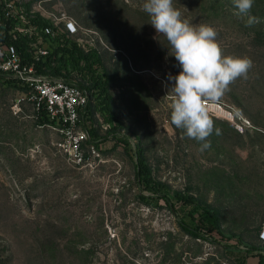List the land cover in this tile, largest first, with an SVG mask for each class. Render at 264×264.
Here are the masks:
<instances>
[{
  "label": "rangeland",
  "instance_id": "374dc122",
  "mask_svg": "<svg viewBox=\"0 0 264 264\" xmlns=\"http://www.w3.org/2000/svg\"><path fill=\"white\" fill-rule=\"evenodd\" d=\"M143 3L55 1L96 33L86 40L109 78L111 114L94 95L89 122L81 119L90 165L70 163L65 139L29 105L14 114L20 89L0 76V264H264V0L247 15L232 0H173L183 21L216 30L225 56L252 62L213 103L223 111L207 106L213 132L204 151L170 121L168 76L180 69ZM76 74L70 82L81 84ZM92 145L97 159L88 157ZM137 153L167 193L137 186ZM175 192L216 208L227 238L182 231L179 220L195 225Z\"/></svg>",
  "mask_w": 264,
  "mask_h": 264
},
{
  "label": "built area",
  "instance_id": "2783aa9c",
  "mask_svg": "<svg viewBox=\"0 0 264 264\" xmlns=\"http://www.w3.org/2000/svg\"><path fill=\"white\" fill-rule=\"evenodd\" d=\"M55 1L0 0V73L20 89L10 110L19 114L29 105L35 118L45 117L46 126L65 139L62 148H68V161L84 167L90 163L82 150L87 131L80 128L81 119L93 97L86 87L44 73V62L61 57L60 49L71 42L87 52L91 45L86 39L96 33L57 9ZM207 106L223 111L219 105ZM228 115L233 118L230 112ZM99 156L92 145L88 157Z\"/></svg>",
  "mask_w": 264,
  "mask_h": 264
},
{
  "label": "clouds",
  "instance_id": "9594fccd",
  "mask_svg": "<svg viewBox=\"0 0 264 264\" xmlns=\"http://www.w3.org/2000/svg\"><path fill=\"white\" fill-rule=\"evenodd\" d=\"M254 2L232 0L240 15H247ZM143 10L157 35L166 38L176 61L174 67L180 69L178 74L168 76L172 93L170 121L183 129L186 137L201 142L200 151H204L211 147L207 138L213 132L207 105L217 102L233 81L246 78L252 62L225 56L217 43L216 30L183 21L173 0H144Z\"/></svg>",
  "mask_w": 264,
  "mask_h": 264
},
{
  "label": "trees",
  "instance_id": "16d2710c",
  "mask_svg": "<svg viewBox=\"0 0 264 264\" xmlns=\"http://www.w3.org/2000/svg\"><path fill=\"white\" fill-rule=\"evenodd\" d=\"M22 43V41H18V43ZM62 56L55 57L54 60L49 57L44 62L47 66L48 72L50 75L58 76L70 82V75L76 74L81 79V84L78 86L86 87L87 90L91 93V96L97 95V101L99 105H103L106 111L110 113V98L107 96L109 78L108 76L99 73V69L102 68V62L100 56L93 49L88 50L87 52L79 48L75 43H68V45H64L61 49ZM54 62L50 65L51 60ZM0 76L3 78L4 75L0 73ZM87 79H90V85L86 86L88 83ZM17 87V86H16ZM93 111L90 110V106L86 107V111L82 114L83 124L86 123V119L88 116L91 117ZM91 114V115H90ZM108 121L113 122L114 118L110 116ZM47 122L45 117L40 118L41 125ZM114 126H116L114 124ZM137 162L135 166V180L137 186L141 190H147L155 194H159V192L164 191L167 193L166 185L161 182L154 181L151 177L150 169L147 167L145 160L142 158L139 153L136 154ZM162 198L168 204L170 209L176 214L174 210V205L172 204L171 199L166 197L167 195L163 193ZM173 199L176 200L179 204H183L185 207L189 208V217L195 225L192 227L191 225L185 223L182 220H179L178 226L184 231L186 234L190 235L193 238H202L206 233L208 240L214 241L213 234H218L222 239H226V234L220 228V217L219 211L211 205L203 203L202 201L194 198L193 196L187 195L185 198L179 192H175L173 194ZM235 250V249H234ZM252 249H247V251ZM262 250V249H258Z\"/></svg>",
  "mask_w": 264,
  "mask_h": 264
},
{
  "label": "crops",
  "instance_id": "0c3cea01",
  "mask_svg": "<svg viewBox=\"0 0 264 264\" xmlns=\"http://www.w3.org/2000/svg\"><path fill=\"white\" fill-rule=\"evenodd\" d=\"M84 113H85V112H84ZM84 113H83V114H84ZM82 120H83V119H82Z\"/></svg>",
  "mask_w": 264,
  "mask_h": 264
},
{
  "label": "bare ground",
  "instance_id": "6f19581e",
  "mask_svg": "<svg viewBox=\"0 0 264 264\" xmlns=\"http://www.w3.org/2000/svg\"><path fill=\"white\" fill-rule=\"evenodd\" d=\"M219 109V108H218Z\"/></svg>",
  "mask_w": 264,
  "mask_h": 264
}]
</instances>
